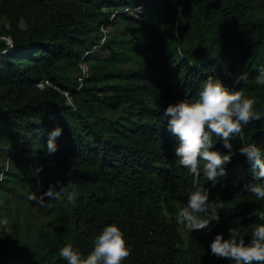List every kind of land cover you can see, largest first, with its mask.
<instances>
[{
  "label": "trees",
  "instance_id": "obj_1",
  "mask_svg": "<svg viewBox=\"0 0 264 264\" xmlns=\"http://www.w3.org/2000/svg\"><path fill=\"white\" fill-rule=\"evenodd\" d=\"M164 0H160V3ZM141 0H0V17L10 29L0 30V154L19 160L21 173L0 167V188H27L47 180L75 192L63 197L52 226L68 237L82 255L94 248L103 228L115 224L124 234L129 257L122 264H235L211 253L218 234L244 230L250 241L253 225L264 223V200L244 191L252 181V165L239 149L255 144L264 153V118L234 135L232 161L217 182L201 173L200 186L220 203L219 223L189 232L177 213L187 201L193 176L178 164L179 139L163 118L168 105L195 98L209 75L229 89L243 90L264 113V85L254 78L264 67V18H252L248 0L175 2L183 20L202 19L200 44L176 28L180 46L146 17L155 4ZM159 3V4H160ZM158 4V5H159ZM115 16L110 20L111 14ZM27 21L20 29L18 21ZM123 21L131 26L128 40H108L87 57L90 74L78 89L77 64L84 51L99 44V27ZM105 52L104 63H98ZM135 69L114 70L119 64ZM110 67V69H107ZM247 73V83L236 84ZM49 80L57 88L39 90ZM71 97L68 105L61 92ZM98 110L120 112L113 117ZM57 127V151L47 153L49 133ZM213 151L228 154L214 137ZM9 167V166H8ZM37 169H42L37 172ZM187 233L185 244L179 228ZM40 247L0 245V264H67L60 243L40 232Z\"/></svg>",
  "mask_w": 264,
  "mask_h": 264
},
{
  "label": "clouds",
  "instance_id": "obj_2",
  "mask_svg": "<svg viewBox=\"0 0 264 264\" xmlns=\"http://www.w3.org/2000/svg\"><path fill=\"white\" fill-rule=\"evenodd\" d=\"M247 81V73L236 78V84ZM254 82L264 85V67L260 68ZM254 105L255 100L246 98L243 90L229 89L220 79L209 75L201 83L195 98L170 104L164 110L161 119L169 118L167 128L179 139V145L175 148L178 164L194 178L192 188L187 193V201L177 213L178 223L183 224L189 232L202 231L213 222L219 223L222 200L219 197L210 199L208 189L200 186L201 173L207 181L213 183L226 174L225 165L231 163L235 154L231 138L240 134L243 139L244 127L264 118V113L256 111ZM61 133L60 127L49 133L47 153L53 154L58 150L55 140ZM214 137L223 141L228 154L212 150L215 146ZM239 152L252 165V181L245 186L244 191L264 200V153L253 143L241 147ZM45 197L48 198L47 202ZM62 197L71 203L76 193L69 192L65 186H61L58 191L50 186L42 195L32 193L29 198L44 206ZM261 219L264 220V217ZM243 233L241 228L232 227L228 239L223 234L216 235L210 244L211 253L234 261L235 264H264V223L252 226L248 242ZM58 255L67 264H122L129 257L130 251L123 232L115 224H110L95 238L94 248L86 256L74 250L70 243L62 247Z\"/></svg>",
  "mask_w": 264,
  "mask_h": 264
},
{
  "label": "rangeland",
  "instance_id": "obj_3",
  "mask_svg": "<svg viewBox=\"0 0 264 264\" xmlns=\"http://www.w3.org/2000/svg\"><path fill=\"white\" fill-rule=\"evenodd\" d=\"M142 3L155 4L152 11H147L146 17L149 21L160 26V28L167 33V35L174 41L176 47L180 46L176 28L181 27L183 24L186 26V33L193 37V41L196 44H200L203 39V33L201 32L202 19L196 17H190L187 20H183L182 10L175 9L174 3H186L191 4V0H164L160 3V0H141ZM252 6V18H264V0H248ZM160 3V4H159ZM159 4V5H158ZM20 29L27 27V21L20 19L18 24ZM9 30L10 25L6 18L0 17V30ZM107 41H120L128 40L131 37V26L123 21H119L108 27ZM1 40L7 41L6 36L0 37ZM106 57L105 52H100L98 63H104ZM91 65V62H87ZM138 65L132 64H119L114 65V70H130L135 69ZM110 69V67H107ZM98 113L102 116L113 117L118 115L120 112H111L107 109L98 110ZM5 154L0 156V162H5L6 166L14 173H21L24 167L19 160L14 158L9 159L7 154L11 152L15 145L4 144ZM52 186L57 191L59 187L49 183L47 180L36 181L35 184L28 186L27 188L21 187L17 184H5L3 188H0V245H15L18 243L31 244L35 247H40L38 241L39 233L42 232L47 239L56 240L60 243L59 248L61 249L65 245L69 244L67 236L60 234L52 226V219L54 218L59 205L63 197L59 200H53L46 203L44 206L37 204L29 197L32 193L37 196L42 195ZM47 197L45 200L47 202ZM180 234L182 235L183 241L186 244L188 240L187 233L179 228Z\"/></svg>",
  "mask_w": 264,
  "mask_h": 264
},
{
  "label": "built area",
  "instance_id": "obj_4",
  "mask_svg": "<svg viewBox=\"0 0 264 264\" xmlns=\"http://www.w3.org/2000/svg\"><path fill=\"white\" fill-rule=\"evenodd\" d=\"M176 9L180 10L179 7H176ZM115 16V13L114 14H111L110 16V20H112ZM108 27H104V26H100L99 27V33H100V38H99V44L98 45H95L91 50H87V51H84V53L82 54L78 64H77V74H76V77H77V82H78V89L82 86L84 80L89 76L90 74V67L88 65V63L86 62V59L87 57L91 56L94 52H97L99 51V46L100 45H103L106 41H107V34H108ZM54 88L57 90V88L55 86H53V84L49 81V80H46V79H43L41 80L40 82H38L36 84V88L39 89V90H43L45 88ZM61 94L63 95V97L65 98L66 102L68 105H72V102H71V97L69 95L68 92L66 91H63L61 92ZM1 156V154H0ZM2 160V158L0 159ZM6 162V161H5ZM5 162H0V167H4L5 169L8 168V166L5 165Z\"/></svg>",
  "mask_w": 264,
  "mask_h": 264
}]
</instances>
